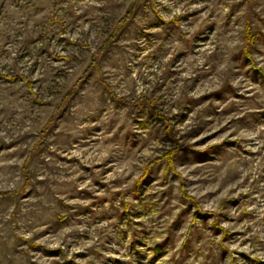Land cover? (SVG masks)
Here are the masks:
<instances>
[{
    "label": "rangeland",
    "instance_id": "rangeland-1",
    "mask_svg": "<svg viewBox=\"0 0 264 264\" xmlns=\"http://www.w3.org/2000/svg\"><path fill=\"white\" fill-rule=\"evenodd\" d=\"M0 264H264V0H0Z\"/></svg>",
    "mask_w": 264,
    "mask_h": 264
}]
</instances>
